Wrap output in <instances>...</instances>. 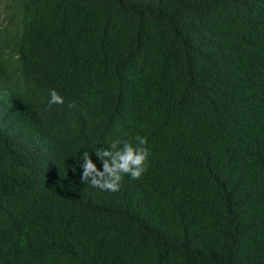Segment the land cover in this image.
Listing matches in <instances>:
<instances>
[{
  "label": "trees",
  "instance_id": "trees-1",
  "mask_svg": "<svg viewBox=\"0 0 264 264\" xmlns=\"http://www.w3.org/2000/svg\"><path fill=\"white\" fill-rule=\"evenodd\" d=\"M0 5V264H264V0ZM136 135L140 179L80 182Z\"/></svg>",
  "mask_w": 264,
  "mask_h": 264
},
{
  "label": "clouds",
  "instance_id": "clouds-1",
  "mask_svg": "<svg viewBox=\"0 0 264 264\" xmlns=\"http://www.w3.org/2000/svg\"><path fill=\"white\" fill-rule=\"evenodd\" d=\"M49 95V106L64 103V98L56 90H51ZM74 106V104L68 105L69 108ZM147 143L146 137L136 135L127 139H114L107 148L95 149V156L102 165V170L93 162L90 152H83L80 159L82 169L80 182L90 184L102 191L117 192L125 176L140 179L147 171V161L150 156Z\"/></svg>",
  "mask_w": 264,
  "mask_h": 264
},
{
  "label": "rangeland",
  "instance_id": "rangeland-1",
  "mask_svg": "<svg viewBox=\"0 0 264 264\" xmlns=\"http://www.w3.org/2000/svg\"><path fill=\"white\" fill-rule=\"evenodd\" d=\"M2 5H0V7H1Z\"/></svg>",
  "mask_w": 264,
  "mask_h": 264
}]
</instances>
